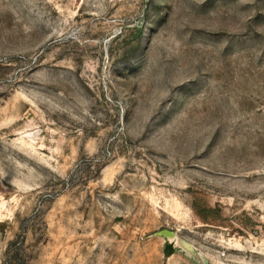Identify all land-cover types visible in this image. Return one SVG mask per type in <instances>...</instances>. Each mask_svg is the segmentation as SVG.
<instances>
[{
  "label": "rangeland",
  "instance_id": "374dc122",
  "mask_svg": "<svg viewBox=\"0 0 264 264\" xmlns=\"http://www.w3.org/2000/svg\"><path fill=\"white\" fill-rule=\"evenodd\" d=\"M0 264H264V0H0Z\"/></svg>",
  "mask_w": 264,
  "mask_h": 264
},
{
  "label": "water",
  "instance_id": "95a60500",
  "mask_svg": "<svg viewBox=\"0 0 264 264\" xmlns=\"http://www.w3.org/2000/svg\"><path fill=\"white\" fill-rule=\"evenodd\" d=\"M156 235L161 236V237H165L168 239H171L174 237V233L167 231V230H161Z\"/></svg>",
  "mask_w": 264,
  "mask_h": 264
},
{
  "label": "trees",
  "instance_id": "16d2710c",
  "mask_svg": "<svg viewBox=\"0 0 264 264\" xmlns=\"http://www.w3.org/2000/svg\"><path fill=\"white\" fill-rule=\"evenodd\" d=\"M160 10V9H159Z\"/></svg>",
  "mask_w": 264,
  "mask_h": 264
}]
</instances>
